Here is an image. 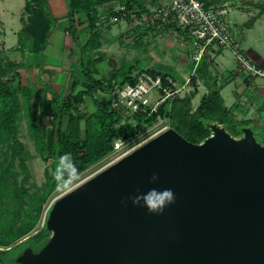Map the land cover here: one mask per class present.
I'll list each match as a JSON object with an SVG mask.
<instances>
[{"label": "water", "instance_id": "obj_1", "mask_svg": "<svg viewBox=\"0 0 264 264\" xmlns=\"http://www.w3.org/2000/svg\"><path fill=\"white\" fill-rule=\"evenodd\" d=\"M208 127L197 143L165 128L54 199L48 241L16 262L264 264V143L251 125ZM152 187L175 192L162 214L127 199Z\"/></svg>", "mask_w": 264, "mask_h": 264}, {"label": "trees", "instance_id": "obj_2", "mask_svg": "<svg viewBox=\"0 0 264 264\" xmlns=\"http://www.w3.org/2000/svg\"><path fill=\"white\" fill-rule=\"evenodd\" d=\"M116 2L125 4L127 9H135L141 18L144 14H150V5L158 4L160 0H69L68 30L77 52L71 75L75 84L69 95L66 96V93L71 84L59 100L55 101L57 97L51 99L53 114L49 126L44 125L39 115L37 90L21 81L14 87L11 81L12 77L21 75L20 69L41 65L56 25L48 0L25 2L27 17L21 18L24 24L18 32V45L15 48L21 52L22 60L16 61L4 53L0 41V264H18L16 257L25 247L38 250L48 241L51 232L46 224L38 229V224L55 190L106 158L113 151L115 140L133 136L136 126H152L160 118L170 117L174 122L172 127L197 143L211 134L208 127L210 122L225 124L236 119L233 107L224 104L220 88H216L209 95H203L195 110L192 99L198 94L196 90L172 99L167 97L155 111H151L152 106H149L147 111L132 114L137 121L136 126L131 122L121 123L123 110L112 106L111 93L117 85L136 82L135 65H112L106 77H98V63L103 58L94 55L100 47L99 8L107 6L111 14L122 18L121 12L112 10ZM78 14L84 16L80 22H77ZM83 24L89 27V36L85 41L81 40L79 32V26ZM161 28L174 29L185 36L184 31L174 23L163 24ZM210 65V61L204 59L191 79L196 82L205 78ZM142 70L161 74L163 85H172L167 78L174 75V70ZM86 97L92 98L95 106L91 113L80 109ZM24 114L38 151L45 160H51V171L47 170V179L40 186L31 183L30 152L20 138L19 121ZM243 126H230L229 131L237 135L242 133ZM26 236L29 237L19 242Z\"/></svg>", "mask_w": 264, "mask_h": 264}, {"label": "rangeland", "instance_id": "obj_3", "mask_svg": "<svg viewBox=\"0 0 264 264\" xmlns=\"http://www.w3.org/2000/svg\"><path fill=\"white\" fill-rule=\"evenodd\" d=\"M25 2L26 0H0V37L6 47V49L4 48V53L16 61L23 59L21 52L17 51L12 46L18 44V32L24 24L22 23L21 16L27 17L25 12ZM166 2L167 1L160 0L158 4L150 5L151 13L158 11L163 5H165ZM118 4L122 5L123 3H114L112 5V10H114V7ZM228 6L230 7V5ZM99 12L100 22L98 26V39L100 41V47L98 52L94 55H101L103 61L98 63V77H106L108 71L112 68V65L120 67L124 63L134 64L135 74L143 71L142 69L145 68L162 72L174 70V75L168 76V78L171 79L169 81L172 82L171 86H167L168 92L163 90L160 92L154 91L150 106L155 107L157 104L156 99L162 96L164 98L169 97L172 99L176 96H184L186 94L193 93L196 90L198 91V94L192 99V108L195 110L200 105L203 95H209L213 89L222 87L221 94L224 104L231 107L236 101L234 91H241L242 89L244 90L247 88L244 84V77L247 76L246 72H240L236 77L232 76L234 71L237 69V62L233 53L229 49L222 47L218 48L221 52L216 54L218 64L216 63L217 66H215V63L210 59L211 54H208L209 50L212 48H209L202 61L206 59L208 62L210 61V63H213L209 66L208 73L206 72L205 78L198 79L195 82L191 79L192 75L197 73L198 67H196V63L193 60L195 48L188 39H184L176 30H165L161 27L150 28L149 26L152 24L144 19L145 16L143 18H138V23H133V21L128 18H119L115 22H112L108 19L111 13L107 6L100 7ZM242 12L245 14V20L248 24L245 28V32L242 33L240 29L233 24V8L230 7L228 19L231 26L243 49L247 53H249V50L252 49L264 58V22L262 21V17L256 21V9L246 8ZM82 28L85 35L84 38L86 40L89 36V27L85 24ZM57 37L59 36H56V39L51 47L53 48L54 55L52 54L49 56L45 54L44 59L47 62L58 65L63 69L71 68L73 56H71L69 49H65L63 39H58ZM57 41H59V44ZM248 55L250 56V54ZM76 57L77 56H75L74 59H76ZM250 57L252 58V56ZM256 61L259 62L258 60ZM259 63L264 64L262 62ZM216 67H218V69H216ZM26 69H28L29 72L24 76L20 75L18 78H11L12 85L17 87V83L21 81L22 84H28L37 90L39 98L37 109L44 125L49 126L53 111L48 102L44 103L46 100L44 98L47 97L45 93L49 90L44 87L46 79L44 77L45 75L43 73H41V75L36 72V65L26 67ZM209 72H211V74H209ZM61 75L63 74H60V76ZM7 78L8 77L6 76L5 79ZM204 79H206L207 83ZM258 79L261 80L260 78ZM69 86H66L58 91L59 93L56 97L59 98H56L55 101L60 99V95H62ZM79 88L81 87H78V89ZM49 91L53 92V88ZM42 94H44L45 97L42 98ZM245 102L246 104L240 102V106L243 107L242 110H234L236 119L228 121L225 123L226 125L223 124V126L229 131L230 126L251 125L255 131L257 139L264 143V117L261 114L262 111L260 110V105L259 103H256L252 106H248V101L246 100ZM247 108H249L250 114L253 116L255 121L254 123H250L251 120L243 118L244 112ZM80 109L87 113L93 112L95 110V106L92 98L86 97L85 102L81 104ZM125 122H131L134 126L137 125V121L132 116V111H123L121 123ZM172 126H174V122L170 117L160 118L159 121L152 126H136L134 135L126 139V142L131 143L132 145H140L159 131ZM19 127L20 138L25 143L27 150L30 152L28 162L32 172L31 183H35L40 186L47 179V170L49 169V171H51V160H45L42 154L38 151L37 145L29 132L27 117L25 114L19 121ZM82 127H84V121L82 123ZM242 135V133H239L234 136L241 137ZM111 161V157H106L82 174L62 183L55 190L53 199L47 205L46 210L38 224V229L44 226L46 211L51 206L54 199L61 196L66 191L82 182L104 166L108 165ZM35 232H37V230L32 234ZM29 236L22 238L19 242L26 240Z\"/></svg>", "mask_w": 264, "mask_h": 264}, {"label": "built area", "instance_id": "obj_4", "mask_svg": "<svg viewBox=\"0 0 264 264\" xmlns=\"http://www.w3.org/2000/svg\"><path fill=\"white\" fill-rule=\"evenodd\" d=\"M114 11L121 12L122 18L138 23L139 17L135 9H127L125 4H118ZM230 7L224 5H209L205 0H168L158 11L144 14L141 18L152 25L161 27L166 23H174L184 31L182 37L187 39L195 48L193 60L196 67L202 61L206 51L219 47L229 49L237 62V72H246L247 76L264 79V67L255 63L243 49L228 19ZM108 19L115 22L119 19L117 14L109 15ZM136 82H127L117 85L112 91V106L116 109L130 110L132 114L147 111L151 104L154 91L168 92V87L163 85L161 74L140 71L136 75ZM168 80H171L167 78ZM163 96L156 99V106L151 111L157 110L165 100ZM113 151L107 156L115 161L132 151L138 145L127 143L126 139L118 138L114 142ZM110 162V163H111Z\"/></svg>", "mask_w": 264, "mask_h": 264}, {"label": "crops", "instance_id": "obj_5", "mask_svg": "<svg viewBox=\"0 0 264 264\" xmlns=\"http://www.w3.org/2000/svg\"><path fill=\"white\" fill-rule=\"evenodd\" d=\"M164 1H168V0H164ZM205 1L209 5H215V6L224 5V4L230 5V7L233 8L232 22H233V24H235V26L238 29H240V31L242 33L245 32V28L248 26V24L245 20V14L242 12L244 9H246V8L256 9V11H257V15H255L256 21H258L260 19V17H262V21L264 22V0H205ZM48 7H49V10H50L52 16L56 19V25H55L53 32L49 38V43H48L47 48L44 52V55L45 54H47L49 56L52 54L54 55L53 48H51V47H52V44L54 43V41L56 39V36L58 35L59 36V37H57L58 39H63L65 49L70 50V54H71V56H73L72 61L74 62L75 61L74 58L77 55H76V51H75V44H74L73 38H72V36L68 30V26H69V0H48ZM21 18H22V16H21ZM83 18H84V16H80L78 14L77 15V22H80V20H83ZM0 21H1V11H0ZM22 23H23V21H22ZM84 26H85V24L79 26V30H80L79 32L81 33V40L82 41L85 40V38H84L85 35L83 33V28H82ZM0 41L2 43V49L5 50L6 47H5L4 43L2 42L1 37H0ZM57 43L59 44V41H57ZM17 45H14L12 47L16 48ZM220 52L221 51H219L216 48H212L209 50L208 54H211L210 59H211V61H213L215 63V66H217L216 63L218 64V62L216 60V54H218ZM247 54H250V56H252L253 59L250 56L249 57L255 63H257L259 66L264 67V64L259 63V62L264 63V58L260 54H258L256 51H254L252 49L249 50V53H247ZM44 55H43V60L41 62V65L36 67V72H38L39 74L43 73L45 75V76L44 75L43 76L46 78L45 84H44V87L46 89L50 90L51 88H53V92H50L49 90L46 91L45 94L47 97L44 98V99H46L44 101V103L48 102L50 104V99H52L53 97H56V95H58V93H59L58 91H60L62 88H65L66 86H69L71 84L73 62H72L71 68L63 69V68L59 67L58 65H54L52 63L47 62L44 59ZM255 59L258 60L259 62H257ZM213 62H211V63H213ZM216 69H218V67H216ZM235 71L232 75L233 77H236L239 75L237 72V69ZM28 72L29 71L26 68L20 69L21 76H24ZM60 74H63V75L60 76ZM209 74H211V72H209ZM244 84L247 86L246 89H244V90L242 89L241 91H237V90L234 91L236 101L232 104L231 107H233L234 110L237 109V111H240L243 109V107L240 106V102L243 104H246L245 101L247 100L248 106H252L256 103H259L260 110L262 111L261 114L264 117V79L259 80L258 78L245 76L244 77ZM221 88L222 87H220V95L222 96ZM42 95H43L42 98L45 97L44 94H42ZM227 107H229V106H227ZM248 112H249V114H248ZM239 115H241V114H239ZM243 116H244L243 117L244 119L251 120L250 123L255 122L253 119V116L250 114L249 108H247L245 110Z\"/></svg>", "mask_w": 264, "mask_h": 264}, {"label": "clouds", "instance_id": "obj_6", "mask_svg": "<svg viewBox=\"0 0 264 264\" xmlns=\"http://www.w3.org/2000/svg\"><path fill=\"white\" fill-rule=\"evenodd\" d=\"M151 181L154 184L159 181V174L154 172ZM127 199L135 205L146 207L150 213L162 214L167 206L175 202L176 196L171 188L152 187L147 192H138Z\"/></svg>", "mask_w": 264, "mask_h": 264}]
</instances>
